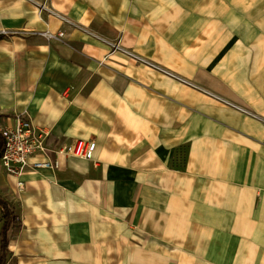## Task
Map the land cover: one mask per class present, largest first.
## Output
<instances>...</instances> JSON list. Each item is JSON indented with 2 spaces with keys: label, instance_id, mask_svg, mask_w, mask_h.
Instances as JSON below:
<instances>
[{
  "label": "crops",
  "instance_id": "0c3cea01",
  "mask_svg": "<svg viewBox=\"0 0 264 264\" xmlns=\"http://www.w3.org/2000/svg\"><path fill=\"white\" fill-rule=\"evenodd\" d=\"M0 33V110L96 142L0 170L6 264H264V0H0Z\"/></svg>",
  "mask_w": 264,
  "mask_h": 264
},
{
  "label": "built area",
  "instance_id": "2783aa9c",
  "mask_svg": "<svg viewBox=\"0 0 264 264\" xmlns=\"http://www.w3.org/2000/svg\"><path fill=\"white\" fill-rule=\"evenodd\" d=\"M124 52L134 59H141L126 50ZM0 141V166L7 174L19 179L17 185L20 190L24 189V174L59 170L62 156L95 160V141L77 140L69 144L50 141V133L36 128L25 114L0 130Z\"/></svg>",
  "mask_w": 264,
  "mask_h": 264
},
{
  "label": "trees",
  "instance_id": "16d2710c",
  "mask_svg": "<svg viewBox=\"0 0 264 264\" xmlns=\"http://www.w3.org/2000/svg\"><path fill=\"white\" fill-rule=\"evenodd\" d=\"M2 151V146L0 145V153ZM0 206L3 208L4 219L1 228V248H0V264H6L9 247H10V234L14 229H21L23 227V222L18 215L14 213L10 202L0 195Z\"/></svg>",
  "mask_w": 264,
  "mask_h": 264
},
{
  "label": "rangeland",
  "instance_id": "374dc122",
  "mask_svg": "<svg viewBox=\"0 0 264 264\" xmlns=\"http://www.w3.org/2000/svg\"><path fill=\"white\" fill-rule=\"evenodd\" d=\"M1 36V35H0ZM9 117H12V115L11 114H9V113H6V112H4V111H1L0 110V127H2V126H5L7 123H8V121H9ZM0 145L2 146V144H1V141H0ZM182 151L185 153L186 152V148L185 147H182ZM179 165H182V161H181V163H179ZM0 170H2L3 172H5V170L0 166ZM1 173V172H0ZM0 195H2L1 193H0ZM3 196V195H2ZM5 198V197H4ZM8 200V199H7ZM9 201V200H8ZM10 202V201H9ZM10 204H11V202H10ZM11 207H12V204H11ZM12 209H13V207H12ZM14 210V209H13ZM14 213H15V211H14ZM16 214V213H15ZM17 215V214H16ZM3 219H4V212H3V208L0 206V237H1V241H2V236H1V228H2V225H3ZM11 240V239H10ZM1 245V244H0ZM0 248H1V246H0ZM9 250H10V247H9ZM9 253V252H8Z\"/></svg>",
  "mask_w": 264,
  "mask_h": 264
},
{
  "label": "bare ground",
  "instance_id": "6f19581e",
  "mask_svg": "<svg viewBox=\"0 0 264 264\" xmlns=\"http://www.w3.org/2000/svg\"><path fill=\"white\" fill-rule=\"evenodd\" d=\"M41 34H43L44 36H46V37H48V38H52V37H54V35H50V33H49V32H46V31H45V32H42ZM61 35H62V33H60V36H61ZM18 116H24V114H18V115H16L14 118H10L9 121H8V123H7L5 126L9 125V124H10L14 119H16ZM30 121L32 122V124H33L36 128L47 130V131L50 133V141H55V140L52 138L53 135H52L51 130H49V129H47V128L39 127V126L35 125L31 118H30ZM5 126L0 127V130H1L3 127H5ZM88 141H89V140H88ZM91 141H94V140H91ZM0 157H1V153H0Z\"/></svg>",
  "mask_w": 264,
  "mask_h": 264
}]
</instances>
